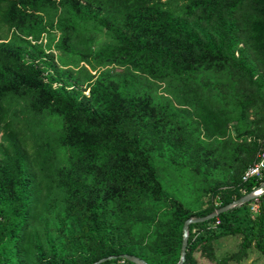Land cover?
<instances>
[{"label": "trees", "instance_id": "trees-1", "mask_svg": "<svg viewBox=\"0 0 264 264\" xmlns=\"http://www.w3.org/2000/svg\"><path fill=\"white\" fill-rule=\"evenodd\" d=\"M260 150L264 0H0V264H174L183 221L257 185ZM150 153L198 179L197 210ZM247 204L189 224L182 264L264 256V193Z\"/></svg>", "mask_w": 264, "mask_h": 264}, {"label": "rangeland", "instance_id": "rangeland-1", "mask_svg": "<svg viewBox=\"0 0 264 264\" xmlns=\"http://www.w3.org/2000/svg\"><path fill=\"white\" fill-rule=\"evenodd\" d=\"M239 46L242 45L240 44ZM158 90H160V88ZM164 95L168 97L170 102L173 104L172 108L175 112V100L169 94ZM158 99L160 102L164 100V98L161 97H159ZM150 159L156 167L157 177L166 194L174 199L176 198L179 202H181L184 206L189 207L191 210H197L198 206L201 203L202 197L193 188H197L198 179L196 177H192L190 183L185 180H175V168L173 169L169 166L165 154L159 156L155 155V153H150ZM206 177L208 178L209 176ZM206 197L209 196L206 195ZM239 217L241 219L240 222L244 224L246 222L244 214L240 213ZM239 241V235L226 234L214 238L212 240V245L215 249V253L217 254V256H223L236 251L238 249ZM202 261L203 262L199 264L213 263L205 259H202ZM213 264H264V256L260 254L257 250H255V248L250 247L249 249H247L245 256H243V258L239 261L226 260L222 263Z\"/></svg>", "mask_w": 264, "mask_h": 264}, {"label": "water", "instance_id": "water-1", "mask_svg": "<svg viewBox=\"0 0 264 264\" xmlns=\"http://www.w3.org/2000/svg\"><path fill=\"white\" fill-rule=\"evenodd\" d=\"M261 186H264V182L261 184ZM254 196L255 195L250 190L244 193L243 195H241L240 197L233 199L231 202L214 208L211 212H209L206 215L198 216V217L191 216V217L186 218L183 221L182 226H181V241H180V248H179V257H178V260L174 264H182L184 261V255H185V249H186V243H187V237H188L187 226L189 224L210 220L211 218L216 217L219 213L225 212L233 207H237L242 204L248 203L252 198H254ZM118 258H121L133 264H148L143 259L136 257L135 255H132V254H121L118 256ZM110 259H116V256L109 255V256L101 257L95 260L94 262H92L91 264H99L105 260H110Z\"/></svg>", "mask_w": 264, "mask_h": 264}, {"label": "built area", "instance_id": "built-area-1", "mask_svg": "<svg viewBox=\"0 0 264 264\" xmlns=\"http://www.w3.org/2000/svg\"><path fill=\"white\" fill-rule=\"evenodd\" d=\"M86 94V91H83ZM249 179H253L257 182V185L253 186L251 191L255 195L248 204V210L251 213H255L258 211L259 206V197L262 193H264V186L261 184L264 182V150H260L254 160L245 168L241 175V182H246ZM239 192L244 193V188L239 187ZM216 205V202L214 203ZM219 225V219L215 218L212 222L206 224V226L202 229L192 228L191 232L194 236H197L199 233L207 230H215ZM119 264H123V259L119 260Z\"/></svg>", "mask_w": 264, "mask_h": 264}, {"label": "crops", "instance_id": "crops-1", "mask_svg": "<svg viewBox=\"0 0 264 264\" xmlns=\"http://www.w3.org/2000/svg\"><path fill=\"white\" fill-rule=\"evenodd\" d=\"M214 252H215V249H214ZM215 255L217 256L216 253H215ZM221 256H222V255H221ZM221 256H217V257H221ZM202 262H203L202 259L197 258V264L202 263ZM211 264H213V263H211Z\"/></svg>", "mask_w": 264, "mask_h": 264}]
</instances>
